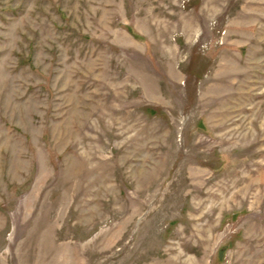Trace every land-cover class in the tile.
I'll use <instances>...</instances> for the list:
<instances>
[{"label": "rangeland", "instance_id": "obj_1", "mask_svg": "<svg viewBox=\"0 0 264 264\" xmlns=\"http://www.w3.org/2000/svg\"><path fill=\"white\" fill-rule=\"evenodd\" d=\"M0 264H264V0H0Z\"/></svg>", "mask_w": 264, "mask_h": 264}]
</instances>
